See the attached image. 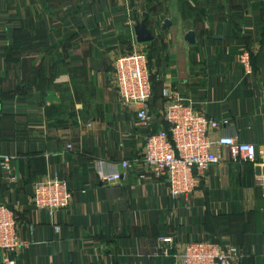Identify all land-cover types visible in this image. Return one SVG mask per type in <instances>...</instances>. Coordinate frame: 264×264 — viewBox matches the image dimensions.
Segmentation results:
<instances>
[{
    "label": "crops",
    "instance_id": "1",
    "mask_svg": "<svg viewBox=\"0 0 264 264\" xmlns=\"http://www.w3.org/2000/svg\"><path fill=\"white\" fill-rule=\"evenodd\" d=\"M139 1L0 0V153L11 156L18 176L12 190L0 183V195L29 243L12 257L16 264H174L176 250L201 240L238 247L233 264H264V169L213 165L187 200L171 198L164 179L141 163L123 169L122 160L141 157L146 129L135 105H121L113 74L116 55L145 52L156 124H164L163 91L174 89L260 151L264 0H163L172 16L138 20ZM142 20L153 38L138 43L134 26ZM191 30L196 41L188 44ZM243 51L250 73L239 65ZM114 171L119 180H101ZM52 175L66 179L72 196L67 209L48 214L31 206L32 186ZM165 234L175 239L172 253L156 256Z\"/></svg>",
    "mask_w": 264,
    "mask_h": 264
},
{
    "label": "built area",
    "instance_id": "2",
    "mask_svg": "<svg viewBox=\"0 0 264 264\" xmlns=\"http://www.w3.org/2000/svg\"><path fill=\"white\" fill-rule=\"evenodd\" d=\"M239 65L250 73V58L245 51L239 56ZM115 90L123 106H136L135 120L145 129L141 157H129L121 162L123 169L141 163L154 177L164 179L173 199H185L199 188L211 166L232 163L260 164L264 169V143L260 151L254 144L226 134L228 120H216L205 111L183 102L178 91L164 90V124H156L149 112L152 97L148 58L145 52L129 51L115 56L113 63ZM210 132H217L216 138ZM70 147V146H69ZM226 155V158L223 157ZM121 173H101V180H119ZM18 181L16 168L7 153H0V183L12 190ZM31 206L48 214L65 210L71 201V190L65 178L57 175L38 179L33 183ZM175 239L169 234L157 238L154 255L170 256ZM21 239L15 211L3 202L0 195V254L4 264H16L12 254L28 246ZM242 251L233 244L218 242H187L176 250L174 264H233Z\"/></svg>",
    "mask_w": 264,
    "mask_h": 264
},
{
    "label": "rangeland",
    "instance_id": "3",
    "mask_svg": "<svg viewBox=\"0 0 264 264\" xmlns=\"http://www.w3.org/2000/svg\"><path fill=\"white\" fill-rule=\"evenodd\" d=\"M171 1V0H170ZM171 4V3H170ZM178 4V2H177ZM139 6L141 7V13H137V19H141L142 17H144V15H149V14H153L156 13L158 14V12H162V16L164 17H169L172 16L174 13V9H172L171 7H167V4H163V0H154V3H151V5L149 6V0H140L139 1ZM171 6V5H169ZM156 8L158 9L156 11ZM184 20H186V22L188 23V20H195V16L193 14L186 15L183 17ZM147 23V22H146Z\"/></svg>",
    "mask_w": 264,
    "mask_h": 264
},
{
    "label": "water",
    "instance_id": "4",
    "mask_svg": "<svg viewBox=\"0 0 264 264\" xmlns=\"http://www.w3.org/2000/svg\"><path fill=\"white\" fill-rule=\"evenodd\" d=\"M166 25H170L171 23L166 19L164 21ZM134 35H135V40L138 43L142 42H148L151 41L153 36L151 32L148 30L147 25L145 24L144 20L142 21H135V26H134ZM184 39L188 44L195 43V33L193 30L187 32L184 36Z\"/></svg>",
    "mask_w": 264,
    "mask_h": 264
},
{
    "label": "trees",
    "instance_id": "5",
    "mask_svg": "<svg viewBox=\"0 0 264 264\" xmlns=\"http://www.w3.org/2000/svg\"><path fill=\"white\" fill-rule=\"evenodd\" d=\"M183 4L189 5V0H183L182 1ZM254 63V60L251 62V64ZM151 81V79H150ZM151 89H152V83H151Z\"/></svg>",
    "mask_w": 264,
    "mask_h": 264
}]
</instances>
